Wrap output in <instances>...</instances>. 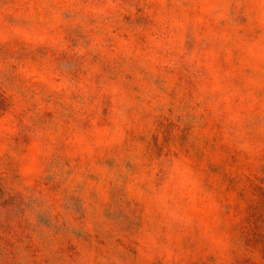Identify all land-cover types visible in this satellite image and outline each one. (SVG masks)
I'll use <instances>...</instances> for the list:
<instances>
[{"label": "clouds", "instance_id": "9594fccd", "mask_svg": "<svg viewBox=\"0 0 264 264\" xmlns=\"http://www.w3.org/2000/svg\"><path fill=\"white\" fill-rule=\"evenodd\" d=\"M0 264H264V0H0Z\"/></svg>", "mask_w": 264, "mask_h": 264}]
</instances>
